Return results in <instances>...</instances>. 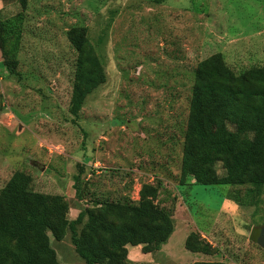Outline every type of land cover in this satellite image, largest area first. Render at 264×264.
<instances>
[{"label": "rangeland", "instance_id": "374dc122", "mask_svg": "<svg viewBox=\"0 0 264 264\" xmlns=\"http://www.w3.org/2000/svg\"><path fill=\"white\" fill-rule=\"evenodd\" d=\"M157 1L27 0L21 79L0 64V189L23 172L30 190L66 198L69 221L95 202H137L141 185H156L174 231L155 253L129 246L135 263L264 264L254 242L264 196L257 209L238 207L223 200L229 187L178 182L193 71L215 53L234 72L264 66V0ZM18 12V0L0 1L1 19ZM72 26L87 28L106 73L77 118L69 113ZM191 232L210 255L184 248ZM48 235L60 264H84L68 230L60 241Z\"/></svg>", "mask_w": 264, "mask_h": 264}, {"label": "trees", "instance_id": "16d2710c", "mask_svg": "<svg viewBox=\"0 0 264 264\" xmlns=\"http://www.w3.org/2000/svg\"><path fill=\"white\" fill-rule=\"evenodd\" d=\"M18 2L21 12L0 18V64L9 76L20 80L18 54L27 0ZM66 39L75 53L69 113L77 118L87 97L105 84L106 73L86 27L72 26ZM182 138L180 185L191 181L193 185L226 186L229 190L223 200L257 209L264 196V66L234 72L220 53L200 61L193 71ZM218 163L222 175L215 169ZM30 183L29 175L16 171L0 189V264H60L48 233L60 241L66 230L84 264H141L128 259L127 247L140 246L143 254L155 253L174 231L172 209L156 202V185H141L137 202H95L68 221L66 198L34 192ZM184 248L203 255L212 251L194 232L187 235Z\"/></svg>", "mask_w": 264, "mask_h": 264}, {"label": "water", "instance_id": "95a60500", "mask_svg": "<svg viewBox=\"0 0 264 264\" xmlns=\"http://www.w3.org/2000/svg\"><path fill=\"white\" fill-rule=\"evenodd\" d=\"M256 232L257 234L254 237V242L264 249V226L259 228Z\"/></svg>", "mask_w": 264, "mask_h": 264}, {"label": "crops", "instance_id": "0c3cea01", "mask_svg": "<svg viewBox=\"0 0 264 264\" xmlns=\"http://www.w3.org/2000/svg\"><path fill=\"white\" fill-rule=\"evenodd\" d=\"M224 201H225V199H224ZM224 201H223V203H226V202H224ZM230 203H231V202H230ZM223 206H225V204H223ZM76 212H78V210H77ZM127 248H128V247H127ZM140 248H141V247H140ZM130 256H131V257H130ZM128 258H129V259L131 258V261L134 262L136 257H135L134 255H129V254H128Z\"/></svg>", "mask_w": 264, "mask_h": 264}]
</instances>
